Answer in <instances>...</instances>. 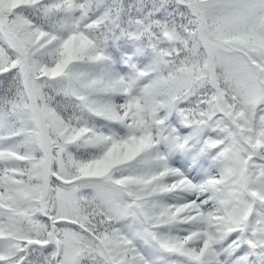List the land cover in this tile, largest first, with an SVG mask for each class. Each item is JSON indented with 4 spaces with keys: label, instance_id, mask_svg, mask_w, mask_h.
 <instances>
[{
    "label": "snow or ice",
    "instance_id": "snow-or-ice-1",
    "mask_svg": "<svg viewBox=\"0 0 264 264\" xmlns=\"http://www.w3.org/2000/svg\"><path fill=\"white\" fill-rule=\"evenodd\" d=\"M0 264H264V0H0Z\"/></svg>",
    "mask_w": 264,
    "mask_h": 264
}]
</instances>
